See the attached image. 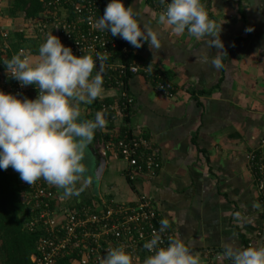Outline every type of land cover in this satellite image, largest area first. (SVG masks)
Returning <instances> with one entry per match:
<instances>
[{"label": "crops", "instance_id": "1", "mask_svg": "<svg viewBox=\"0 0 264 264\" xmlns=\"http://www.w3.org/2000/svg\"><path fill=\"white\" fill-rule=\"evenodd\" d=\"M109 2L104 0L103 9ZM202 3L209 17L221 24L224 48L209 50L221 58L220 69L200 62L207 51V37L196 39L187 32L176 36L170 26L159 22L149 0H123L125 7L132 6L143 22L159 32L162 44L153 52L147 42L135 48L126 41L131 52L158 65L173 83L175 95L166 97L140 74L128 77L126 89L133 99L128 121L139 126L157 148L161 169L152 180L139 177L130 184L123 176L122 162L108 156L98 178L103 185L97 187L101 196L110 195L118 202H133L137 192L150 196L159 222L167 218L174 239H181L199 256L204 250H224L226 242L246 248V241L259 247L256 232L263 219L246 154L257 148L264 134V0ZM36 18H25L13 0H0V62L19 48L38 58L47 37L39 40ZM16 32H22L26 40L20 43ZM120 60L115 57L113 62ZM11 85L2 77L0 66V91L10 94ZM102 87L100 98L92 104L81 103L80 120H93L98 103L117 96L114 88ZM94 142L87 149L92 175Z\"/></svg>", "mask_w": 264, "mask_h": 264}, {"label": "built area", "instance_id": "2", "mask_svg": "<svg viewBox=\"0 0 264 264\" xmlns=\"http://www.w3.org/2000/svg\"><path fill=\"white\" fill-rule=\"evenodd\" d=\"M37 29L39 40L43 41L50 33L57 36L64 46L71 48L77 57L97 52L106 54L103 81L117 91V96L108 103L99 102L97 112L109 113L107 123L120 121L122 124L107 129V138L101 134L94 142L96 153L105 161L108 156L123 164L122 173L131 184L139 177L154 179L161 169L157 148L151 143L139 126H131L127 120L128 110L133 99L126 89V73L140 74L157 91L168 98L175 95L173 83L156 64L141 60L125 64L113 62V56L129 52V47L120 45V37H112L109 30L100 31L95 22L103 16L104 0H39ZM152 9L159 15L163 13L170 0H149ZM7 38V35H2ZM25 49L19 48L18 53ZM109 59H112L109 61ZM1 72L5 80L12 82L10 94L18 98L35 99L37 88L33 85L21 87L7 73L9 69L2 64ZM98 67V65H97ZM96 74L94 69L93 74ZM249 170L256 181L259 204L262 209V222L256 232L260 246L264 243V134L257 148L246 154ZM20 201L23 205V229L37 234L34 252L30 255L31 264H55L67 258L71 264H101L106 250L123 246L132 255V264H141L149 253L144 243L152 238V233L160 230L158 210L150 196L137 192L133 202H118L110 195H92L85 198L63 197V190L47 184L43 179L28 185L20 180ZM167 246L173 232L168 228L161 233ZM248 247H253L248 242ZM201 264H225L223 250H204L200 253Z\"/></svg>", "mask_w": 264, "mask_h": 264}, {"label": "clouds", "instance_id": "3", "mask_svg": "<svg viewBox=\"0 0 264 264\" xmlns=\"http://www.w3.org/2000/svg\"><path fill=\"white\" fill-rule=\"evenodd\" d=\"M158 20L170 26L176 36L187 32L196 39L207 37V51L199 57L200 62H210L214 69L223 67L218 55L209 54L213 47L224 48L221 24L209 17L202 0H170ZM95 27L109 30L112 37L119 36L135 48L145 42L153 52L162 47L159 32L143 22L132 6L125 7L123 0H110ZM107 60L108 56L99 52L95 58L77 57L50 33L39 47L37 59L22 50L2 63L21 87L35 86L37 96L21 99L0 91V170L12 168L28 185L43 179L62 189L64 198L78 197L85 190L89 183L85 152L96 130L106 127L107 121L103 112H97L93 120H80V105L92 104L102 96ZM235 215L240 216L238 212ZM169 223L167 218L161 219L159 233L154 231L144 243L152 253L144 264H201L200 256L181 239L169 238L167 246H162L161 233ZM223 256L230 264H264V246L241 248L226 242ZM101 264H132V255L123 246L109 248Z\"/></svg>", "mask_w": 264, "mask_h": 264}, {"label": "trees", "instance_id": "4", "mask_svg": "<svg viewBox=\"0 0 264 264\" xmlns=\"http://www.w3.org/2000/svg\"><path fill=\"white\" fill-rule=\"evenodd\" d=\"M14 6L17 10L21 11L25 18L33 19L41 11V4L39 0H13ZM104 6L102 5V10ZM20 43L26 39L23 38V33H15ZM31 39V38H30ZM29 39V40H30ZM33 40V39H31ZM125 44L129 47V52L121 56L114 55L115 57H122L125 64L136 63L141 59L136 58L131 52V46L126 41H120V45ZM18 47V46H17ZM18 50L15 49V54ZM13 56V55H12ZM11 55H8L5 60H10ZM112 59H109V61ZM4 62V61H3ZM130 77L128 73L125 75ZM105 86L108 84L103 83ZM110 87V86H109ZM105 101V100H104ZM109 102V101H105ZM99 103L96 106L98 110ZM110 117L109 113H105V119ZM128 120V117H127ZM129 122V121H128ZM113 123H108L101 134L107 138V129H111ZM122 127V124H121ZM100 134L95 132L94 141ZM20 191V178L19 174L12 168L7 170H0V264H31L30 255L34 252V245L37 239V234L27 233L23 229V205L19 197ZM245 246L247 242L245 241ZM55 264H71L67 258L59 259Z\"/></svg>", "mask_w": 264, "mask_h": 264}, {"label": "rangeland", "instance_id": "5", "mask_svg": "<svg viewBox=\"0 0 264 264\" xmlns=\"http://www.w3.org/2000/svg\"><path fill=\"white\" fill-rule=\"evenodd\" d=\"M83 163L85 164L86 168H87V172H86V178L88 180V186L85 188V190L81 193V194H86V195H96L100 193V189L98 190L97 187H100L103 185V180H101V184L98 181V179H96L95 177H93L92 175V168H91V164H92V157L90 155V153L86 150L85 152V158ZM83 181L80 182V184H82ZM80 185L78 184L77 187H79ZM264 246V243H263Z\"/></svg>", "mask_w": 264, "mask_h": 264}, {"label": "water", "instance_id": "6", "mask_svg": "<svg viewBox=\"0 0 264 264\" xmlns=\"http://www.w3.org/2000/svg\"><path fill=\"white\" fill-rule=\"evenodd\" d=\"M94 159H95V167L93 170V176L98 179L103 172V169L105 167V160L101 158L97 153H92Z\"/></svg>", "mask_w": 264, "mask_h": 264}, {"label": "bare ground", "instance_id": "7", "mask_svg": "<svg viewBox=\"0 0 264 264\" xmlns=\"http://www.w3.org/2000/svg\"><path fill=\"white\" fill-rule=\"evenodd\" d=\"M129 111V110H128ZM129 114V113H128ZM127 117H128V115H127Z\"/></svg>", "mask_w": 264, "mask_h": 264}]
</instances>
